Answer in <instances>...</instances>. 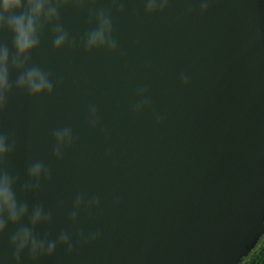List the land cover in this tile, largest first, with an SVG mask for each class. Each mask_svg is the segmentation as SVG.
Masks as SVG:
<instances>
[{"label": "water", "instance_id": "obj_1", "mask_svg": "<svg viewBox=\"0 0 264 264\" xmlns=\"http://www.w3.org/2000/svg\"><path fill=\"white\" fill-rule=\"evenodd\" d=\"M101 7L117 49L53 50L46 31L30 64L49 72L52 94L13 91L0 109V132L14 140L2 166L18 177V199L52 212L38 232L73 236L71 250L58 244L35 264H240L264 235V0H168L152 15L143 0L69 3L59 18L70 40ZM11 40L0 31L10 55ZM138 87L149 100L141 112ZM64 126L74 142L57 160L52 134ZM35 161L49 175L21 192ZM77 194L99 206H82L73 224ZM14 230L0 235L4 264H15ZM21 264L34 262L25 254Z\"/></svg>", "mask_w": 264, "mask_h": 264}, {"label": "clouds", "instance_id": "obj_2", "mask_svg": "<svg viewBox=\"0 0 264 264\" xmlns=\"http://www.w3.org/2000/svg\"><path fill=\"white\" fill-rule=\"evenodd\" d=\"M88 0H0V31L11 34L12 52L6 44L0 42V109L4 107L6 98L13 91H21L33 98L51 95L53 82L48 71L41 66L30 64V57L38 49L41 38L46 31L51 33L53 50L64 47H79L85 51L97 49L113 52L117 49V41L113 37V22L110 11L106 8H95L88 16V23L94 25L83 36L81 41L70 40L67 31L60 22L61 8L71 3L81 7ZM121 2V0H114ZM144 13L152 15L158 9L166 7L168 0H143ZM206 6V0H202ZM23 8V10H21ZM203 11V7H202ZM17 73L15 80L9 79V71ZM182 84H187L189 77L180 75ZM146 87L136 89V103L132 106L135 112L145 110L149 105ZM88 121L92 126L97 124V110L95 105L88 109ZM53 157L62 159L65 149L74 142L72 129L64 126L53 130ZM14 149V140L0 132V235L11 226L15 230L9 234L8 244L15 264H21L22 257L28 256L35 262L41 257L54 254L57 245L71 250L73 236L69 232L61 231L51 238L47 232L37 231L41 226L52 223V212L45 210L39 203L29 205L27 200L18 199V177L11 174L2 166V162ZM49 175L48 168L40 161H35L27 170V180L20 184L21 192H35L40 187L42 178ZM95 209L99 206V199L95 196L86 198L77 194L73 200L70 220L77 222L81 207ZM26 221V222H25ZM96 233L85 236L77 233V239H94ZM0 264L4 260L0 258Z\"/></svg>", "mask_w": 264, "mask_h": 264}, {"label": "trees", "instance_id": "obj_3", "mask_svg": "<svg viewBox=\"0 0 264 264\" xmlns=\"http://www.w3.org/2000/svg\"><path fill=\"white\" fill-rule=\"evenodd\" d=\"M240 264H264V235L251 253Z\"/></svg>", "mask_w": 264, "mask_h": 264}]
</instances>
